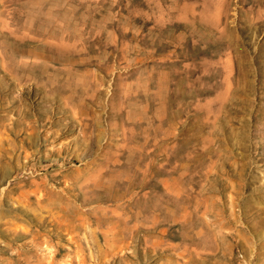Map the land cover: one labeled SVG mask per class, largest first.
<instances>
[{
    "label": "rangeland",
    "instance_id": "obj_1",
    "mask_svg": "<svg viewBox=\"0 0 264 264\" xmlns=\"http://www.w3.org/2000/svg\"><path fill=\"white\" fill-rule=\"evenodd\" d=\"M0 264H264V0H0Z\"/></svg>",
    "mask_w": 264,
    "mask_h": 264
}]
</instances>
